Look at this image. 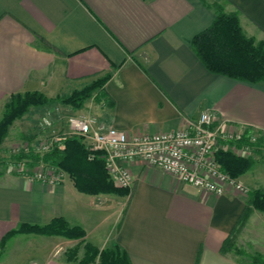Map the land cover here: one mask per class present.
<instances>
[{"label":"crops","instance_id":"0c3cea01","mask_svg":"<svg viewBox=\"0 0 264 264\" xmlns=\"http://www.w3.org/2000/svg\"><path fill=\"white\" fill-rule=\"evenodd\" d=\"M214 2L238 13L247 37L264 41V0H0V116L11 94L55 98L109 74L102 95L79 110L33 109L89 115L128 136L175 131L208 112L215 125L244 126L262 140L238 181L264 190V86L209 73L191 49L214 19ZM14 164L0 170V240L19 224L62 217L99 250L121 246L131 264H249L221 252L247 195L209 194L138 162L127 166L128 195H88L68 176L54 186L29 181ZM20 236L36 252L31 264H77L65 251L78 240L34 234L9 239L0 264ZM235 238L264 259V212L252 210Z\"/></svg>","mask_w":264,"mask_h":264},{"label":"trees","instance_id":"16d2710c","mask_svg":"<svg viewBox=\"0 0 264 264\" xmlns=\"http://www.w3.org/2000/svg\"><path fill=\"white\" fill-rule=\"evenodd\" d=\"M207 6L212 9L214 19L209 27L195 35L191 40V49L195 56L211 74L264 86V41L256 42L243 33L237 12L225 13L223 7L216 2L207 4ZM109 78L110 75L106 74L79 90L55 98H48L37 91L11 94L3 106L0 116V146L13 123L27 115L30 109L58 103L73 110H79L84 102L95 93L102 95L103 86ZM260 142L262 140L259 141V144ZM100 156L101 154L98 152H90L85 149L78 138L66 137L62 140L61 147L53 148L42 156L31 150L28 154L21 151L14 156V161L20 163L26 160L25 164L28 167H33L39 161L53 165L63 170L72 179L77 191L84 194L128 195L129 190L117 188L109 180L104 161ZM215 157L220 168L235 179L243 176L253 164L252 159L236 157L224 149L216 151ZM252 210L264 212L263 189L249 191L241 217L231 234L223 242L221 247L223 254L233 249L235 253L237 252L234 248L235 235ZM19 234L78 240L79 242L74 248L65 252L68 262L77 264H131L128 254L121 246L114 243L110 247L99 250L91 244L85 243V231L81 227L69 225L62 217L53 218L44 225L19 224L1 238L0 258L7 241ZM81 245L83 255L79 258L78 252ZM251 263L264 264V259L255 255L251 258Z\"/></svg>","mask_w":264,"mask_h":264},{"label":"built area","instance_id":"2783aa9c","mask_svg":"<svg viewBox=\"0 0 264 264\" xmlns=\"http://www.w3.org/2000/svg\"><path fill=\"white\" fill-rule=\"evenodd\" d=\"M214 123L215 117L203 112L197 119L184 120L183 126L175 131L128 136L92 116L72 115L67 118L64 135L35 142L32 150L25 148L23 152L31 150L42 156L53 148L61 147L66 137H76L85 149L101 154L108 178L117 188H131L133 179L127 166L138 162L160 170L177 183L209 194L220 196L226 189H232L248 195L247 187L220 168L215 154L224 149L236 157H250L260 138L244 126L234 127L226 121ZM25 163L26 160L18 163L17 170L24 172L29 181L54 186L67 177L63 170L42 161L33 167Z\"/></svg>","mask_w":264,"mask_h":264},{"label":"rangeland","instance_id":"374dc122","mask_svg":"<svg viewBox=\"0 0 264 264\" xmlns=\"http://www.w3.org/2000/svg\"><path fill=\"white\" fill-rule=\"evenodd\" d=\"M69 116L72 115L68 110H65L63 112V110H55L51 108H47L45 110L30 109V112L27 115H25L22 119L16 121L12 125V128H10L9 130L10 133L8 132L7 137L4 139L2 145L0 146V170L2 169V167H6L5 164H7V169H10L14 163V166L18 164L14 161V156L17 154V151L20 153L25 148L32 150L31 146L34 147L35 142H43L53 136L57 137L64 135V133L67 132V128L64 125H66L67 118ZM45 121L49 122V124H46ZM53 122H55L56 124H53ZM252 157L253 154L250 157H246V159H252ZM14 170L11 169V171ZM26 238V236H20L19 238L14 240V242H12L6 255V259L4 258V264H27L28 261H30L31 264V262H33V256L36 252L34 251L33 247L31 249L28 243L24 242ZM235 240L234 248L237 252L235 253V251H233L234 249L229 252L233 255H237L239 259L252 264L251 258L255 256V254H253V251H249L245 247V239L242 238V241L236 240V242ZM75 246L76 245L72 243H68L66 251L74 248ZM80 248H82V245ZM244 252H248V254L250 255H244Z\"/></svg>","mask_w":264,"mask_h":264}]
</instances>
